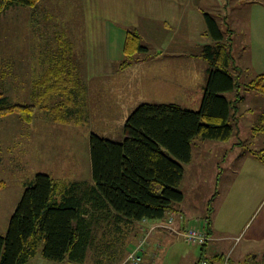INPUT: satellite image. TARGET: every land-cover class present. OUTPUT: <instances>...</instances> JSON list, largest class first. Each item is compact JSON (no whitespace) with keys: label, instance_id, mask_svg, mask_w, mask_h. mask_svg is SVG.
I'll use <instances>...</instances> for the list:
<instances>
[{"label":"rangeland","instance_id":"1","mask_svg":"<svg viewBox=\"0 0 264 264\" xmlns=\"http://www.w3.org/2000/svg\"><path fill=\"white\" fill-rule=\"evenodd\" d=\"M75 3V0H38L33 7L12 6L0 14V91L12 102L36 104L30 122L22 120L17 113L0 117V181L3 182L0 188L1 234L6 231L9 217L25 185L37 172L48 173L59 183L74 180L87 184L92 182L88 141L90 132L120 140L125 118L140 102L172 101L188 108L193 105L192 99H185L183 95L175 98L176 90L179 92L176 87V90L173 86L168 89L164 84L154 87L149 79H146L143 88L141 84H124L119 92L118 85L108 81L113 75L104 77V74L99 73L88 78V72L92 69L89 66L91 60L101 59L104 52L94 50L93 42L100 36L76 34L79 20L63 17L67 8L75 9ZM215 9L214 4L210 3L204 11L215 15ZM166 30V34L164 31L144 34L142 43L149 48L145 54L151 55L161 51L154 48L155 43L166 46L165 55L153 69L162 72L164 77L168 73L169 77L172 68L166 67L168 62L177 64V60L187 59L181 51L190 48L193 42L195 46L196 41H203L204 35ZM121 37L118 34L106 35V54L110 59L123 54L122 39L125 35ZM120 40L122 42L117 43ZM59 41H66L71 46V65L86 89L85 116L79 121H76L77 117L54 119V115L48 111L56 102L64 100L63 95L52 93L38 101L34 92L35 81L44 73L51 56L58 53ZM143 54L137 53L134 57L137 59ZM117 63V60H113L114 67ZM142 64L147 66V63H136L137 72ZM97 69H102L98 71L101 72L104 68ZM155 72H152L153 76ZM254 72L250 68L242 79H252ZM149 78H152L150 73ZM175 78L179 79L180 74L177 73ZM239 85V92L245 99L238 102L239 118L235 123L232 122V135L227 140L194 139L192 163L186 168L181 184L184 195L180 202L183 203L187 221L200 227V223L206 224L208 218L211 221L214 219L222 228L220 235L227 236L221 245L213 246L219 249L220 258L211 257L212 244H208L203 253L200 245L190 246L181 238L177 246L185 251L184 259H175L172 250L167 257H163L161 251L158 258L164 264H189L190 252L198 256L202 253L205 262L212 264H226L227 261L228 264H236L237 261L240 264H264V158L261 163L248 156L249 149H262L264 154V131L254 129L264 114V103L255 104L253 95L248 94L242 84ZM170 95L172 100L167 97ZM249 105L255 106L251 112L248 110ZM188 163L184 164V170ZM256 164L261 167L255 168ZM229 223L233 224L230 234H225L224 227ZM103 229L99 228L96 234L95 247L98 250L95 248L83 263L77 264H94V260L95 264H119L133 247L129 248V244L138 242L133 240V232L129 228L115 243L116 252L108 256L109 246H105L107 238L103 235ZM253 232L258 234L256 238H252ZM108 241L112 242V239L108 237ZM41 248L38 247L36 254L26 264H61L44 258ZM104 253L108 256L105 262ZM254 255L255 258L247 259ZM99 256L103 257L102 261Z\"/></svg>","mask_w":264,"mask_h":264},{"label":"trees","instance_id":"2","mask_svg":"<svg viewBox=\"0 0 264 264\" xmlns=\"http://www.w3.org/2000/svg\"><path fill=\"white\" fill-rule=\"evenodd\" d=\"M37 2L0 0V14L12 6L33 7ZM203 17L214 43L205 44L197 54L208 64L199 106L193 109L172 101L140 102L125 118L120 140L90 132L89 184L79 180L59 183L48 173L37 172L25 185L5 233H0V264H26L39 246L48 260L83 263L96 248L99 228L105 229L109 256L116 252L115 243L132 222L161 219L183 199L179 185L184 164L192 157V141L229 139L232 122L237 120V103L243 99L238 76L230 70L231 56L223 33L211 14L204 12ZM58 47V53L51 56L35 81L34 92L38 101L52 93L63 95L64 100L48 111L54 119L77 117L79 121L85 116L86 89L71 65V46L59 41ZM147 50L140 34L127 29L119 67L130 66L137 53ZM242 87L264 95V72ZM227 91H235L232 100L224 95ZM35 109V103L12 102L0 91V117L17 113L30 122ZM259 122L254 129L264 131V114ZM249 153L264 158L262 149H249ZM2 185L0 181V188ZM209 223L208 218L206 225ZM108 256L104 253V259H99L105 262Z\"/></svg>","mask_w":264,"mask_h":264},{"label":"crops","instance_id":"3","mask_svg":"<svg viewBox=\"0 0 264 264\" xmlns=\"http://www.w3.org/2000/svg\"><path fill=\"white\" fill-rule=\"evenodd\" d=\"M75 2V9L69 10L67 8L63 17L79 20V25L76 27L78 28L76 30L77 32H75L76 34L100 36L93 42L95 43L94 50L104 52V54L101 55V59L91 60L92 62L89 66L92 67V69L88 72V78L89 76H97L99 73L104 74V77L113 75L112 79L107 80L111 81V84H117L119 92L124 84H141L142 86L147 82L146 79H149L155 85L154 87L161 84L166 85L168 89H170L171 86H173L174 89L176 87L179 89V92L175 89V98L177 95H183L185 99H192L193 105L189 108L196 109L199 106L202 96L208 67L207 62L197 56V54L200 53L205 44L214 43V40L206 31V24L203 17V13L206 12L204 8H208L210 3L214 4V8L216 7V14L213 15L214 13L212 12L207 13L211 14L213 17L215 16L214 18L218 27L223 33V40L227 43L231 56L230 70L232 75L238 76V81L242 84L249 81L248 79L243 80L242 76H244V73L250 68L255 71L253 73L255 75L264 72V0H75ZM127 29L136 30L140 34L141 39H143L142 37L144 34H148L150 31L156 34L164 31L166 34V29H171L174 33L180 31L191 35L198 33L204 35V37L203 41H196L195 46H193V42L190 44V48L181 51L183 52V56L187 59L177 60L179 62H176L177 64L168 62L166 67L172 68L170 72L172 75L169 74L168 77L167 73V77H164L162 72H155L153 69L158 66L157 61L162 59L165 55L164 48H166V46L163 47V43H155L154 48L161 49L159 53H154L153 55H151V53H144V56H137V59L133 62V67L130 65L132 67L131 70H127L131 68L130 66L125 68L119 67L123 54L118 55L116 59L109 58V55L106 54V52H108L106 35L118 34L122 35V39ZM122 40L124 41V39ZM122 40L117 43H121ZM147 51H149V48ZM113 60L118 61L115 67L113 66ZM136 63H147V66L142 64L137 72ZM97 67H103L104 69L98 72L102 69H97ZM178 67L180 68L179 71L176 70ZM176 71L180 74L179 79L175 78L177 75ZM152 72H155L156 75L153 76ZM149 73L152 78H149ZM143 87L144 86H142V88ZM246 91L248 94L250 93V95H253L255 104L257 102L264 103V95L253 90ZM227 92L228 93L224 92V95L229 100H232L235 96V91ZM230 96L233 97L231 98ZM167 97L170 98L169 100H172L171 95ZM244 99L245 97H243L242 100ZM254 108V105H249V112L253 111ZM238 110L239 103L237 104L235 112L237 118H239ZM262 112L264 113V105ZM248 156L256 162H261V159L251 153H249ZM191 163L192 157L190 162L185 166L184 176L186 168L190 166ZM257 167L261 166L256 164L255 168ZM184 176L179 185L180 189ZM170 215L173 216L171 229H151V227L157 225L159 222L165 221ZM232 225L233 224L230 223L227 226L225 225V234H230V226ZM185 226L193 225L185 218L183 203L180 202L177 205L174 204L172 209L167 211L161 219L135 221L125 229L126 232L129 228L131 229L133 232V240H139L144 234H147L146 242L142 250L144 257L143 264H164L162 263L163 261L158 258L161 251L164 255L163 257H167L172 250L175 259H184L186 255L185 251L177 246L178 240L181 238L183 239V237L177 231ZM194 227L204 229L210 236L208 242L200 246L201 251L204 253L207 249V245L212 244V248L210 247L211 257L215 259L220 258L219 249L213 246H216V244L221 245L227 236L220 235L222 228L219 227L217 222H214L213 219L212 221L210 220L209 225L202 222L200 223V227ZM257 235L256 232H253L252 238H256ZM164 240H166L165 243L163 242ZM133 242L129 244V248L133 246ZM185 242L188 243L187 241ZM163 243L166 245L165 247ZM188 244L190 246L195 245L191 243ZM243 257L245 256H239V258ZM253 258H255V255L247 259ZM189 260V262H191L189 264H196L198 260H200L199 264H204L203 261H205L202 253L198 256L194 252H190ZM60 263L70 264L74 262L63 260ZM207 264H212V262H207ZM236 264H240V261H237Z\"/></svg>","mask_w":264,"mask_h":264},{"label":"built area","instance_id":"4","mask_svg":"<svg viewBox=\"0 0 264 264\" xmlns=\"http://www.w3.org/2000/svg\"><path fill=\"white\" fill-rule=\"evenodd\" d=\"M173 222V216H168L165 221L159 222L157 225L151 227L154 228H165L171 229V223ZM185 241L191 244L203 245L210 239L209 234L204 229L196 228L194 226H185L177 231ZM148 233V231H147ZM144 234L142 238L138 240L136 244L133 245L131 250L127 253L124 260L119 264H143L144 257L142 254L143 245L146 242V236ZM204 264H207L203 261Z\"/></svg>","mask_w":264,"mask_h":264}]
</instances>
